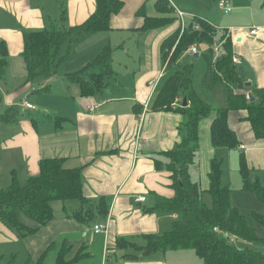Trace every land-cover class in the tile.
<instances>
[{"label":"crops","instance_id":"1","mask_svg":"<svg viewBox=\"0 0 264 264\" xmlns=\"http://www.w3.org/2000/svg\"><path fill=\"white\" fill-rule=\"evenodd\" d=\"M168 1L170 10H176L177 2ZM69 3L66 16L69 26L85 22L97 9L96 0H69ZM146 5H142L136 11V8L127 11L125 1L120 13L112 16L111 29L93 34L80 43V53L97 49L99 43L101 45L109 43L122 48L126 57L118 61L119 65L124 64L125 67L122 75L116 72V77L108 81V87L104 91L86 97L81 94V87H77L69 79L64 84V89L58 93L51 84L47 85L48 82L55 81V78L50 76L58 73V69L49 75V80H44V77L40 79L42 82L39 89L49 92L45 96L50 94L51 106H44L43 116L36 119L24 114L26 113L24 110H37V107L27 109L22 106L23 98L30 100L38 88L34 86L33 81V83L27 81V65L22 55L24 32L11 28L13 21L11 16L15 12L24 26L35 28L47 25L56 15L51 11L50 7L53 6L50 3L45 4L41 11L31 4L30 0H0V40H3L9 49V64L4 77L0 78V110L4 109L5 112L10 105H19L17 99L21 104V113L16 122L6 124L0 121L3 124L0 126L1 146L6 149L4 154L11 158L13 156L12 163L16 164L12 170L14 169L17 174L24 172L38 175L42 158H65L67 167L81 168L84 194L90 200V204L98 205L103 197L108 209L105 219L97 217L92 221V229L98 222L107 224V231L97 234L95 230L92 231L85 224H81L88 221H81L72 213L68 215L67 207L63 206L66 215L74 219L63 216L66 222L59 224L60 232L55 236L42 237V241L36 246L33 243L40 238V228L36 233L29 234L31 236L28 238L20 237L7 224L0 221V243L13 245L14 242H19L20 247L26 249L29 254L27 259L37 261L44 252L48 255L52 243L58 240L60 246L64 241L70 247L67 256L70 260L82 251V256L78 259L82 264H91L88 262L91 250L96 253L95 264H201L192 249L159 250L150 256H143L133 249L123 251L117 248L119 238H128L141 245L144 243V234L168 231L172 227V222L178 219L177 214L143 210L145 205H154L156 195L165 198L175 195L170 172L157 169L155 156L160 158L159 153L177 146L181 134L179 126L184 119L181 113L174 110L155 111L150 108L151 98L159 87L157 83L159 84L165 74L161 56L162 41L176 30L171 33L172 27L163 29L164 25L148 31L140 30L146 16H151L146 13ZM180 11L187 16L188 13L183 10L178 9L177 13ZM191 15L193 19L200 17L192 13ZM184 16L180 15L181 20H184ZM8 17L11 19L10 22ZM215 26L230 31L233 51L240 57L237 64L241 68L244 82H252L251 86L264 88V17H260V20L253 19L248 26H233L227 23ZM253 29L257 30L255 34L251 33ZM125 32L129 39L136 37L133 55L128 52L130 48L121 41L122 38L118 41L112 39ZM85 41L88 43L87 46ZM90 52L83 56L82 62L88 63L97 55L95 53H99ZM129 58L131 62H128ZM74 69L71 72H74ZM210 91L212 93L204 100L211 105L213 111L227 104L223 86ZM34 105L36 106L35 103ZM177 105L176 103L174 107ZM248 115V110L244 109L231 110L229 113V125L242 141L238 148H216L211 140V123L216 113L203 119L199 124L198 156L196 163L190 167L192 179L201 185L203 191H207L210 187L211 160L214 157L219 158L224 170L222 181L231 188L233 183L236 184L237 187L233 190L240 191L235 195L239 203H234L233 195L232 202L245 214L254 210L244 212L241 207H247L245 204H252L254 207L257 205L254 201L257 200L241 190L243 184L239 171L241 152L244 151L246 154L247 163L253 171L264 169V139L255 137L252 124L247 120ZM14 154L17 155L14 157ZM256 176L259 178V175ZM140 196L146 200L137 202L136 198ZM72 207L74 211L80 209L81 205L73 204ZM50 228L47 225L46 229H43L51 231ZM73 237L77 239L76 242H71L74 240ZM73 243L80 245L74 253ZM56 250L54 247V251ZM130 255H136L138 258ZM78 261L73 264H77Z\"/></svg>","mask_w":264,"mask_h":264},{"label":"trees","instance_id":"2","mask_svg":"<svg viewBox=\"0 0 264 264\" xmlns=\"http://www.w3.org/2000/svg\"><path fill=\"white\" fill-rule=\"evenodd\" d=\"M97 9L83 23L77 26H57L52 23L50 30L42 29L24 32V50L22 55L27 65V81L37 77L49 76L70 57L79 42L93 34L111 29V18L120 13L125 1L96 0ZM159 11L170 10L168 0H158ZM66 9L62 10L61 20L67 19ZM173 18L146 16L142 31L163 26ZM161 45V56L165 65L164 77L152 96L150 108L155 111L174 110L183 115L180 124V142L174 149L161 152L155 156L156 167L170 172L171 186L175 195L170 198L155 196L154 205L144 206L145 212L177 214L178 219L172 227L163 233L144 234L143 244L130 239L119 238L117 248L123 251L133 249L143 256H150L156 251L170 249H192L201 264H264V251L250 247H239L231 236L249 243L264 245V212L257 210L248 214L239 210L232 202L233 189L222 181L224 170L222 161L214 157L210 163L207 190L212 197V205L203 200L201 185L192 179L190 167L196 163L200 148V122L216 113L211 123V140L217 148H238L242 141L229 125L231 110H248V118L254 135L264 139V88L246 86L237 63H234L233 40L230 31L219 28L206 18L195 17L189 25L179 26L166 36ZM64 44L68 48L64 54ZM208 46L205 58L208 71L204 78L205 86L213 90L225 88L227 104L213 111V108L201 98L193 84L194 64L187 62L192 46ZM113 48L107 45L91 61L78 71L67 72V79L81 87V94L94 96L108 87L110 78L116 77L113 68ZM194 55V53H193ZM9 49L0 40V78H3L9 61ZM255 96L251 101L249 92ZM187 98L188 105L183 106ZM1 99V97H0ZM178 104L174 107L175 104ZM21 113V105H10L0 113V121L6 124L16 122ZM38 175H32L21 181L13 169L12 179L8 186L0 188V221L7 224L20 237L34 234L42 225L54 218L52 201L59 199L67 202L77 200L81 208L72 211V215L81 221L101 220L107 217V203L102 197L98 205L90 204L84 194L83 175L79 167H67L62 157L42 158ZM239 171L243 181L241 190L254 195L264 206V185L258 177L252 178L253 168L247 163L246 154L241 152ZM23 210L35 220L36 226L22 222L19 211ZM64 241L57 251L54 264H73L82 256L79 251L73 259H68L70 252ZM16 253L5 261L0 256V264H15ZM47 252L39 260H26L23 264H45ZM127 256V255H126ZM138 258L136 255H130Z\"/></svg>","mask_w":264,"mask_h":264},{"label":"rangeland","instance_id":"3","mask_svg":"<svg viewBox=\"0 0 264 264\" xmlns=\"http://www.w3.org/2000/svg\"><path fill=\"white\" fill-rule=\"evenodd\" d=\"M31 4H33L34 6H36L37 8H39L41 11L44 9V5L47 3H50L53 7H50L53 11L55 12L54 19H52L51 21H49V23L47 25H44L42 27H35V28H31V27H27L24 26L23 22L19 21L16 13L14 12L12 19V23H11V28H13L16 31H22V32H26V31H35V30H42V29H48L50 30V28L52 27V23L56 24L57 26H62L63 24H65L66 26H69V23L66 21H62L61 20V13L63 9H66V11L69 10L70 7V3L69 0H30ZM127 2V7L125 8V10L127 9V11H129L131 8L132 10L135 9V11L140 8L142 5H146V13L150 14L151 16H155V17H163V15L167 16V17H171L173 18L168 24L164 25L162 28L166 29V28H171V33L174 32L175 30H177L178 26L182 25V20L181 17L179 15V13H177L178 9L179 10H183L184 12L188 13L187 16H184V24L183 25H189L191 23V20L193 19V16L191 15V13L193 15H198L200 17H203L204 19L207 18L209 19L212 23H214L215 25H226V23L229 25H235V26H248L253 22V19L255 20H260V17H264V0H231L232 5H233V9L230 13H226L224 12L220 7H219V1L220 0H173L175 2H177V8L172 9V10H168V11H164L161 12L158 10L156 3L158 0H124ZM173 6V5H171ZM238 8V9H236ZM43 15L44 12H42ZM68 14V12H67ZM9 19V17H8ZM11 19H9L10 22ZM122 38V39H121ZM97 39V38H96ZM114 39V41H118L119 39H121L122 42L126 43V47L130 48V51H128L131 55L134 54L135 51V47H136V37H132V38H128V34L125 32L124 34L118 35L117 37L112 38ZM87 41H85V46H87L88 43H86ZM105 42L106 39H105ZM80 43L79 42L76 46L73 45L74 48V52L73 54L68 58V60L65 61L64 64H62L59 68L58 73H56L55 75H51L50 78H55L54 82H48L47 85L51 84L52 88L57 89L56 92L58 93L59 90L64 89L63 86L64 84L68 81L66 74L67 72H71V70L74 69L75 71H78L80 68H82L83 66H85L87 63L86 62H82L84 61V55H86L87 53H91L90 51H94V52H101L103 50V48L107 45H111V47L113 48V54H112V58H113V68H114V72L119 73L120 75H122L125 67L124 64L119 65L118 61H121L122 58H126L125 57V52L122 50V48H117L116 46L109 44V43H105L106 45H101L99 43V47L97 49H91L89 50L87 53H80L79 52V47H80ZM104 44V43H103ZM143 44V43H142ZM102 46V47H101ZM68 48L67 44H64V48L62 49V54H64V52H66ZM198 49V53H199V57H196L195 55H193V53L191 55H189L187 57V62H191L194 64V69H195V75H194V79H193V84L195 85V88L199 94V96L203 99H208V95H210L212 92L210 91V89L208 87L205 86L204 83V78L205 75L208 71V62L207 59L205 58V55L208 52V46L207 44L204 45H199L197 47ZM97 50V51H95ZM127 51V50H126ZM98 54V53H95ZM95 56V55H93ZM83 59V60H82ZM128 62H131V58L128 59ZM237 67L241 70L240 66L237 65ZM67 70V71H66ZM44 77V80H49V76H41V77H37V79H35L32 83L35 84L34 86L36 88H38L37 92H34L33 95H31L30 100L28 99V101H31V103H35L37 110H32V111H25L26 115H30L31 117H34L36 119H38V117H42L44 114V106H51L50 101V94H48L47 96H45L47 93V91L41 90L39 89L40 84H41V80ZM111 79V78H110ZM109 79V81H111ZM73 84H75L77 87L78 84L72 82ZM72 85V84H71ZM157 86L158 83H157ZM157 88V87H156ZM248 96V95H247ZM18 100V104H20V100ZM49 104V105H48ZM1 109V108H0ZM3 110H0V113H3ZM3 124L0 122V126H2ZM1 140H0V154H1V159H0V188L2 187H6L10 184L11 179H12V175H11V171L12 168L16 167L15 163H12V158L11 156L4 154L5 150L3 146H1ZM17 154H14V157ZM19 155V154H18ZM16 161V160H15ZM19 178L21 181H25L27 177L32 176V174H28V173H18ZM256 175H259V179L262 182V184L264 185V169H259V170H254L252 172V178L257 177ZM233 188L232 189H236V184L233 183L232 184ZM240 191H236L233 190L232 195L234 196V203H239V200L237 199V197L235 195L239 194ZM249 195V194H248ZM203 200L205 201V203L208 205V207H211L212 205V197L208 194L207 191H203L202 194ZM253 198H255L254 196H250ZM256 200V199H254ZM242 202V201H240ZM257 202L256 206L253 207L252 204H245L247 207H241L242 210H244V212H250V210H257L259 212H264V206L260 203H258V201H254ZM149 203V202H148ZM76 204L77 206H80L81 203L80 201L77 200H69L67 202L61 201L59 199H55L54 201H52V206H53V216L54 218L52 220H50L48 223L42 225V227L44 229H46V226L49 225L51 228L49 230H44L42 227H40V238L33 243V245L36 246V244L40 243L42 241V237H47L49 236H55L57 232H60L59 230V224L66 222L65 219H63L62 217L64 216V218L68 219V215L70 213H72L71 211H73V207L72 205ZM63 206H66L68 209V215H66V212L63 209ZM77 210V209H74ZM248 214V213H247ZM19 217L21 218L22 222L25 224H29L32 226H36V222L34 219H32L31 216H29L28 214H26L23 210L19 211ZM70 219H74L72 216L69 217ZM81 224H85V226H87L89 229H91L92 231L94 229H92V221L90 222H84ZM31 235H28L26 238L30 237ZM38 238V237H37ZM74 238V237H73ZM232 240L236 243V245H238L239 247H250L252 249H258L260 251H264V245L260 244V243H249L244 241L243 239H236L233 236H231ZM77 239L74 238V240H71V242H76ZM27 242V241H26ZM30 242V240L27 242V244ZM71 242L69 243L71 245ZM74 244V250H77V248L80 246L78 245L79 243H73ZM52 245L55 247V249H57L56 251H54V247H52ZM51 245V249L48 252L47 255V259L45 261V264H54L55 263V256L57 255V251L60 249V244L59 241L57 240L56 242L52 243ZM22 247V246H21ZM19 242H14L13 245H6L5 243H0V256L3 257V259L5 261H9L11 254H13L14 252L17 253L16 256V261L15 264H23L26 260H28L27 258L29 257V254L27 253L26 249L21 248ZM58 247V248H57ZM9 250H12L13 252H8ZM8 253V254H7ZM88 262H90L91 264H95L97 262L96 260V253L94 250H91V256L88 258ZM76 264V263H75ZM77 264H82V261H78Z\"/></svg>","mask_w":264,"mask_h":264},{"label":"built area","instance_id":"4","mask_svg":"<svg viewBox=\"0 0 264 264\" xmlns=\"http://www.w3.org/2000/svg\"><path fill=\"white\" fill-rule=\"evenodd\" d=\"M219 7L226 13H230L233 9V5H232L231 0H220L219 1ZM178 13H180L181 17L184 16V13L182 11H180ZM182 23L184 24V20H182ZM256 32H257L256 29L251 30L252 34H255ZM190 52L191 53L198 52L197 47L192 46V48L190 49ZM233 60H234V63H238V62H240V57L235 55ZM22 106L27 108V109H35L36 108V106L33 103H31L30 101L27 100V98H23ZM136 199H137V202H140V201L142 202V201L146 200L145 197H143V196H140L139 198H136ZM93 229L95 230V233H97V234H99V232H105V231H107V224H105L103 222H98L94 225Z\"/></svg>","mask_w":264,"mask_h":264},{"label":"water","instance_id":"5","mask_svg":"<svg viewBox=\"0 0 264 264\" xmlns=\"http://www.w3.org/2000/svg\"><path fill=\"white\" fill-rule=\"evenodd\" d=\"M194 55H195L196 57H199V56H200L198 52L194 53ZM251 85H252V82H247V83H246V86H247V87H250ZM248 96L250 97V100H251V101H254V100H255V96H253L251 92L248 93ZM187 105H188V101H187V98H185V99H184L183 106H187Z\"/></svg>","mask_w":264,"mask_h":264}]
</instances>
